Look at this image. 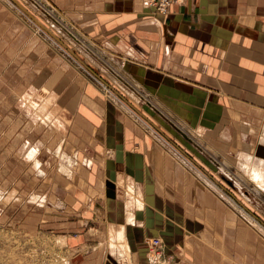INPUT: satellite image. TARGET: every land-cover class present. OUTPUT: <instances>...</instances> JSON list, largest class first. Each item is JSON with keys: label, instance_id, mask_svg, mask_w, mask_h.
<instances>
[{"label": "crops", "instance_id": "crops-1", "mask_svg": "<svg viewBox=\"0 0 264 264\" xmlns=\"http://www.w3.org/2000/svg\"><path fill=\"white\" fill-rule=\"evenodd\" d=\"M30 2L44 19L30 6L24 10L40 24L52 20L58 31L63 29L51 32L53 39L89 69L106 70L115 92L106 97L84 80L71 92L75 99L67 112L66 92L46 84H60L65 69L78 66L53 51L50 36L32 35L29 19L0 0V69L9 62L12 68L23 44L41 48L36 53L46 61L52 56L19 94L21 105L38 119L49 121L53 114L51 121L63 125L57 150L71 161L52 173L42 227L66 239L75 232L70 245L93 244L72 254L67 264H151L146 238L157 234L164 253L183 264H264V240L255 227L143 123H151L205 173V165H218V173L236 188L245 185L230 173L238 167L261 190L264 0H179L166 14L153 12L145 0ZM32 95H42V104L50 106L53 99L55 111H43ZM16 99L2 111L14 109ZM154 110L158 115L152 118ZM121 178L135 187L143 208L124 196L117 183ZM112 234L120 240L125 236L128 249L111 246Z\"/></svg>", "mask_w": 264, "mask_h": 264}, {"label": "rangeland", "instance_id": "rangeland-1", "mask_svg": "<svg viewBox=\"0 0 264 264\" xmlns=\"http://www.w3.org/2000/svg\"><path fill=\"white\" fill-rule=\"evenodd\" d=\"M8 1L11 5L18 8L20 15L29 19L32 23V35L41 34L48 39V36H50L52 40L55 37L51 32L62 34L63 29L59 28L60 31H58V28H55L51 24L52 20L43 24L41 22L42 26L24 10L30 6L37 18L39 15L44 19V15L36 9L33 3L31 4L30 0ZM167 12L168 8L163 14ZM65 38L68 44L71 43L67 34ZM55 40L53 39V42H51L55 50L50 46L51 51L58 50L64 53L70 59L72 65L78 66V69H65V77L61 80L62 84L53 85V81L49 85L46 84L47 87L53 88L56 93L59 90L60 94L63 91L64 93L66 92L67 100L65 103L67 112L70 111L75 99L74 94L71 95V92L76 90L75 88L80 87L84 80L93 82L104 92L106 97L109 94L115 95V92L107 84L109 80L106 70L98 68L89 69L84 63L78 61L73 56L68 47L62 45L63 42ZM22 46L20 47L22 50L17 53V58L12 59V68L9 62L7 69H0V86L3 88L0 99V103L2 104V107L0 106V264H67L68 258L72 254L77 251L83 252L90 249L93 244L87 242L86 244H82V246H74V244L72 246L69 244V239L72 236L75 237V232H72V236L66 239L62 232L42 227V220L45 216L43 214V206L46 201L45 193L49 188L51 189L52 173L57 169H66L70 165L71 157L67 155L64 157L57 150L58 142L63 137V125L59 126L58 123L51 121L52 117H54L53 114H51V120L43 121V117L38 119V115L32 112L33 110L25 105H21V103H24V100H21L19 93L22 94L23 89L30 85L28 82L32 79L34 72L37 70L36 68L45 62L53 61H51L52 56H49V61H46L45 57L39 55L41 53H36L41 51V48H29V46L26 48L25 45L23 47L25 51ZM15 65H17V68H14ZM100 71H103V73ZM34 83L37 86L41 85L37 80ZM36 93L38 91L34 90L31 94L34 95ZM42 93L39 92V94ZM33 95L32 98L40 105L43 111L50 110V113L55 111L52 106L53 99L50 106L46 103L42 104L40 101L43 94L40 96ZM13 99L17 100V106L12 110L9 109V113L2 111L5 108H9L10 102ZM63 101L60 100L59 102L63 103ZM55 102L59 104L56 100ZM154 111V115H150L152 118L158 115H156L157 110ZM143 123L148 131L155 133L165 144L172 148L174 155L177 156V160L180 163H187L191 167V170L194 169L195 173H198V175L205 179L207 185L216 191L215 193L225 201L224 203L227 207H234L236 211L242 213L243 219L255 227L260 237L264 240V186L259 190V187L255 186V180L251 179L247 172L241 171L237 167L235 170H230V173L241 179L245 185L235 188L218 173L220 171L218 170V165H210L214 169L206 165L204 166V163L193 156L205 167L208 176L203 169L192 163L184 153L175 147L169 138L159 133L151 123L148 121L146 123L143 121ZM163 129L164 131H168L165 126ZM177 141L181 143L180 140L177 139ZM204 143L206 142L204 141ZM179 145L181 146V144ZM205 145L209 146L207 143ZM224 177L226 176L224 175ZM250 180L254 182V186ZM117 183L123 191L124 196H128L131 199L133 206L137 208L144 207L145 203L138 193L135 192L133 185L124 184L122 178L117 180ZM131 203L127 202V204ZM129 216L126 219L132 221V218H129ZM122 228L124 229L123 224L120 227L118 226L117 230L120 231ZM151 236L154 235H149L146 238V242H149ZM157 236L160 237L158 234ZM121 237L122 239L124 238V241L118 239L116 234H112L109 242L111 246H118L123 251L126 241L125 236L122 235ZM126 247L128 249V246ZM162 254V257L167 260L173 261L176 258L170 253L166 254L162 252ZM151 264H158V261L153 260Z\"/></svg>", "mask_w": 264, "mask_h": 264}, {"label": "built area", "instance_id": "built-area-1", "mask_svg": "<svg viewBox=\"0 0 264 264\" xmlns=\"http://www.w3.org/2000/svg\"><path fill=\"white\" fill-rule=\"evenodd\" d=\"M173 1H176V0H145V2L152 9V11L155 13H158V14L165 13L168 6ZM152 237H153V240L151 243H149V247L153 249L152 253H154L156 256L153 259L154 261L157 260L158 264H183V262L181 261V259L179 257L174 258L173 261H171L170 259L167 260L166 258H163L162 252L164 253V250H163V241H162L161 237H159L157 235H154ZM156 250H158V251H156ZM169 257H172V256H169ZM161 260H163V261H161Z\"/></svg>", "mask_w": 264, "mask_h": 264}, {"label": "bare ground", "instance_id": "bare-ground-1", "mask_svg": "<svg viewBox=\"0 0 264 264\" xmlns=\"http://www.w3.org/2000/svg\"><path fill=\"white\" fill-rule=\"evenodd\" d=\"M20 3V2H18ZM147 4V3H146ZM23 6V5H22ZM152 10V9H151ZM36 20V19H35ZM153 240V237L151 236L149 242H147V258L150 256L151 260H153L156 256L154 253H152L153 249L149 247V243H151ZM163 248H164V243H163ZM182 261V260H181Z\"/></svg>", "mask_w": 264, "mask_h": 264}]
</instances>
